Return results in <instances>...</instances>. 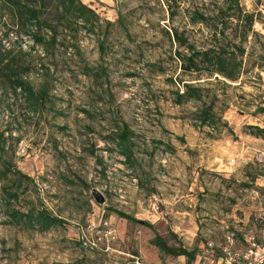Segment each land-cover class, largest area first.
<instances>
[{
    "label": "rangeland",
    "instance_id": "obj_1",
    "mask_svg": "<svg viewBox=\"0 0 264 264\" xmlns=\"http://www.w3.org/2000/svg\"><path fill=\"white\" fill-rule=\"evenodd\" d=\"M81 1L100 21L83 29L71 19V44L42 54L0 0V157L33 180L10 173L0 188L18 192L17 210L63 220L47 232L19 227L0 206V264L189 262L155 247V232L194 262L242 254L264 224V137L248 131L264 130V0H241L255 26L237 83L183 75L167 32H205L185 14L171 22L163 1ZM12 64L49 89L40 112L10 95ZM185 83L208 90L205 102L225 110L229 129L212 135L193 123L201 104L178 103ZM124 125L134 164L113 143Z\"/></svg>",
    "mask_w": 264,
    "mask_h": 264
},
{
    "label": "trees",
    "instance_id": "obj_2",
    "mask_svg": "<svg viewBox=\"0 0 264 264\" xmlns=\"http://www.w3.org/2000/svg\"><path fill=\"white\" fill-rule=\"evenodd\" d=\"M14 21V25L31 34V40L35 47L41 49L42 54L58 47H65L72 41V27L70 20L78 21V28L95 27L96 21H100L94 10L84 4L81 0H1ZM164 2L169 13L171 22L180 15H187L188 24L201 27L205 32L201 38H192L186 30L171 28L167 32L170 41L177 46L174 54L180 64L183 75L215 78L226 83H237L245 67L247 55V43L254 32L255 16L249 13L243 6L241 0H161ZM190 3L192 10L184 9L183 5ZM185 12V13H184ZM122 24V19H119ZM75 24V22H74ZM108 25H112L107 22ZM64 36L63 38H60ZM64 45V46H63ZM67 50L69 47H66ZM103 48V47H102ZM4 60V59H3ZM14 64L8 66L9 74H4V81L8 83L10 95L13 97L24 96L25 101L33 111L40 112L45 106L46 97L49 93L47 86L34 87L29 81L30 72L24 75L15 74L11 70ZM200 80V79H198ZM183 94H178V103L186 104L191 102L200 103L201 106L195 113L193 123L201 129H208L212 135L220 134L229 129L228 122L224 119L225 110L218 109L215 102H205L208 91L202 86L183 84ZM217 100V99H216ZM249 135L264 137V130L258 127L249 126ZM113 143L125 163L134 164V152L130 146L129 128L124 125L120 134L116 135ZM3 170L0 174V183L9 179V175L26 182H32V178L17 169L12 163L3 161L0 157ZM0 206L8 208L11 212L9 217L11 223L19 227H29L47 232L63 224V220L55 217L46 209L30 210L23 212L13 207L12 203L19 199L16 190H9L5 184L0 188ZM119 218L132 223L141 224L151 230L154 226L145 221H139L135 217L113 209ZM152 244L166 255L176 258H186L194 262L195 254L187 249L173 248L167 244L162 236L155 232V239Z\"/></svg>",
    "mask_w": 264,
    "mask_h": 264
},
{
    "label": "built area",
    "instance_id": "obj_3",
    "mask_svg": "<svg viewBox=\"0 0 264 264\" xmlns=\"http://www.w3.org/2000/svg\"><path fill=\"white\" fill-rule=\"evenodd\" d=\"M257 236H250L247 239L248 247L240 255L233 254L226 250V257L219 259L217 264H264V224L260 231L256 232ZM186 264H208L201 259Z\"/></svg>",
    "mask_w": 264,
    "mask_h": 264
}]
</instances>
